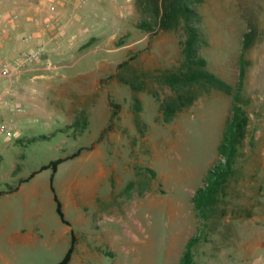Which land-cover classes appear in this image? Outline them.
<instances>
[{"label": "rangeland", "instance_id": "1", "mask_svg": "<svg viewBox=\"0 0 264 264\" xmlns=\"http://www.w3.org/2000/svg\"><path fill=\"white\" fill-rule=\"evenodd\" d=\"M15 1L4 4L9 10ZM83 7L81 13L74 12L82 32L76 39L62 32L65 15L51 19L53 30L46 34H58L49 43L56 47L49 56L55 69L0 76V93L6 91L9 100L8 106L0 105V122H11L14 133L7 139L0 131V264L4 258L7 264H57L63 259L65 253L52 240L21 247L4 232L8 219L25 226L27 214L30 225L54 228L62 223L55 193L67 219L77 220L78 254L69 264H181L193 238L194 264H264V0H205L197 6L207 40L201 53L208 68L233 87L239 79L244 34L254 33L252 46L244 52L247 135L219 206L224 214L204 220L195 216L191 198L220 160L217 147L231 97L209 89L164 123L159 103L148 90L133 93L116 74L125 60L129 66L120 72L124 78L131 71L141 77L175 67L181 60L183 30L138 29L136 0H84ZM22 49L15 37L0 39V69ZM143 80L161 98L169 94L155 80ZM134 94L141 107L139 126L134 121ZM111 104L119 105L118 110ZM17 106L24 109L22 114L15 112ZM113 109L118 116L111 122ZM81 113L89 122L82 133L69 127L82 119ZM78 149L79 157L58 166L53 191L52 170L40 168ZM94 150L101 151L97 161L87 156ZM34 172L38 175L21 183ZM95 175H106L98 183L100 207L87 205L77 190V176L80 184H87L82 187L89 188ZM99 220L101 227L92 229L90 224L78 232L83 222ZM87 246L100 249L101 255L89 257ZM19 253L21 258L16 257Z\"/></svg>", "mask_w": 264, "mask_h": 264}, {"label": "trees", "instance_id": "2", "mask_svg": "<svg viewBox=\"0 0 264 264\" xmlns=\"http://www.w3.org/2000/svg\"><path fill=\"white\" fill-rule=\"evenodd\" d=\"M205 0H136V9L139 14V22L136 27L143 31H177L183 30L184 38L180 41L181 60L178 65L173 68L159 69L154 73L148 72L141 74L142 78H150L155 80L161 86L169 89V94L161 98L159 94L146 87V83L139 81L141 77L136 75L135 71H131V75L124 78L120 73L124 68H128L129 61H122L119 65V73L116 78L127 84L133 93L148 90V92L159 103V111L161 119L164 123L172 122L178 113L191 107L204 93L209 89H216L227 96L231 97L230 115L225 123L222 139L218 144L217 153L220 160L209 171L205 183L196 190L191 198L195 216L200 219H208L220 213L223 215L225 211L219 209L222 198L226 194L229 179L234 169V162L239 154L249 124V116L244 108L243 87L246 75V66L248 61L244 57V52L250 48L254 42V33L252 30L244 34L242 48L243 53L239 60V79L236 87L229 82L213 73L208 68L206 58L202 55L201 50L206 45L207 40L202 30L203 17L197 10V6L204 3ZM139 81V82H138ZM135 96L133 105L134 121L139 126L141 120L139 113L141 107L139 99ZM111 107L119 108V105L111 104ZM111 111V122L118 116V111ZM82 119H77L69 125L70 128H77L78 132H84L89 122L86 114L81 113ZM109 125L107 129H110ZM144 134V133H143ZM142 134V135H143ZM82 149H78L72 155L65 158H58L44 165L39 171L46 169L52 170L51 188L54 174L58 170V166L66 160L79 156ZM224 158V163L221 159ZM154 175V171H151ZM38 172L31 174L30 178L21 180V183L33 178ZM16 190V189H15ZM14 191V190H13ZM55 193V192H54ZM56 203V212L62 222L69 224L64 217L62 203L56 193L54 194ZM196 240L193 238L188 241L186 250L181 258V264H194L192 261L191 246ZM74 251V239L72 245L64 258L57 264H69Z\"/></svg>", "mask_w": 264, "mask_h": 264}, {"label": "crops", "instance_id": "3", "mask_svg": "<svg viewBox=\"0 0 264 264\" xmlns=\"http://www.w3.org/2000/svg\"><path fill=\"white\" fill-rule=\"evenodd\" d=\"M15 2H17V5L13 6V8L8 10L7 5L4 4L5 0H0V3H2V6H0V8L3 10V12H0V15H1L0 28L3 25H5L4 23H5L6 18H8L12 14H17L18 18L15 23L16 30L21 31V32L30 31V32H34L36 35V39L33 43H30L28 45L21 44V47L23 48L33 47L37 43L44 41L43 40L44 37L48 38L46 31L41 29L38 25H35L32 22L33 16H39L42 20L45 21V20H49L53 18H56L55 20H57L59 16H60L59 18H62V16L65 15L67 17V24H66L64 31L62 32L66 33L67 31L66 34L68 36L70 35L73 39H76V36L82 33L80 31V28L78 27V23L74 21L77 18L74 12L76 9H78V12L81 13L82 9L84 8L83 3L80 5H78V3H75L73 5L65 6L62 0H16ZM52 30H53V26H52ZM51 35L52 37H51L50 43H52V40H54L58 36V34L57 35L51 34ZM94 36H98V35H94ZM10 38L5 37L4 39H10ZM82 154L84 155L85 153H82ZM87 156H90L91 159L93 158L94 161H97L99 157H101V151L94 150L92 153L87 154ZM35 175H38V174H35ZM55 175L56 174H54V177ZM103 177H106V175H95L94 182L89 181V188H84L82 187V185H87V184L85 183L80 184L81 178L80 176H77V179H76L77 185L78 186L81 185V188L78 187L77 190L81 193L83 197V200L82 199L81 200L84 202H88L86 203L87 205L89 206L92 205L94 207H100V205L98 204L99 196H100V192L98 191V183ZM70 188L72 189L71 186ZM64 193L67 196L66 198L69 200V195L71 196L72 193L68 191V188L64 191ZM62 210L64 213V210H65L64 204L62 205ZM78 212H79L78 217L82 218L81 212L80 211ZM30 216H31L30 214L26 215L25 221L23 222V225L25 226H22L20 224H11L9 219L4 224V232L7 231V235L11 241H14L15 243H20L21 247L25 246V247L35 248L39 242H49L52 240L54 245L56 246V249H58L59 252L61 253H65L66 255L74 239V251L72 254V258L75 256L76 242H77V237L75 233L77 231L76 230L77 220L76 222H71L70 220L67 219L64 213V217L68 221L69 224L62 222V223H58V225L52 228L50 225H45V224H41L37 226L35 224L30 225L29 223L26 222L30 218ZM101 223L102 222L100 220L95 223H92V222L89 223L88 221H85L83 222L84 226H81V225L78 226L79 227L78 232L79 233L83 232L84 230L88 228L90 224L91 225L89 227L92 229L96 227H101ZM15 226H18L17 229L10 233L12 228ZM69 244H70V247H69ZM262 248L264 249V247ZM84 250H85V254L89 255V257H96L97 255H101L102 253V251L100 249H97L96 247L87 246L85 247ZM19 256L20 258L22 257L20 253L19 255H16L17 258H19ZM262 260H264V257L262 258ZM7 263H9L8 259L4 258L3 264H7Z\"/></svg>", "mask_w": 264, "mask_h": 264}, {"label": "built area", "instance_id": "4", "mask_svg": "<svg viewBox=\"0 0 264 264\" xmlns=\"http://www.w3.org/2000/svg\"><path fill=\"white\" fill-rule=\"evenodd\" d=\"M62 2L64 5H73L75 3H78V5H80L84 3V0H62ZM17 18V14H12L8 18H6L4 23L5 25L0 28V39H4L5 37H15L17 42H19L20 44L28 45L30 43H33L36 39V35L34 32L26 31L15 33V23ZM32 22L45 31L52 30L51 19L44 21L39 16H33ZM50 41L51 38L48 37L46 41L39 42L33 47L22 49L17 55H15L1 67L0 76L13 77L26 71H47L50 69H55V67L52 66V63L49 60V56L56 50V47L49 45ZM6 93V91L0 93V105H9V100L6 96ZM15 112L19 115L24 112V109H22L20 106H17L15 107ZM11 125V122L8 121L0 122V131L5 133L7 139H11L14 136ZM221 161L224 163L225 159L222 158Z\"/></svg>", "mask_w": 264, "mask_h": 264}]
</instances>
